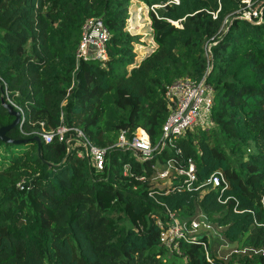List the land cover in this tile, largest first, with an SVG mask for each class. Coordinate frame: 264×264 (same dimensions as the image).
<instances>
[{"label":"trees","instance_id":"16d2710c","mask_svg":"<svg viewBox=\"0 0 264 264\" xmlns=\"http://www.w3.org/2000/svg\"><path fill=\"white\" fill-rule=\"evenodd\" d=\"M130 1L0 0V127L13 120L1 105L6 92L23 118L6 136L26 140L0 141V264H166L152 219L164 209L158 202L221 229V245L238 251L237 264H264V0H139L154 45L137 61L138 36L125 29ZM248 8L259 21L241 17ZM87 17H101L109 32L104 62L76 63ZM203 74L211 125L185 132L155 158L140 162L111 149L94 172L75 156L72 131L63 163L48 167L36 156L39 122L75 127L97 147L141 128L155 145L166 87ZM64 154V141H41L44 161L58 164ZM167 157L189 158L194 184L220 171L226 187L163 193L164 186L135 179ZM123 164L130 175H122ZM21 178L28 187L18 190ZM209 249L207 259L197 240L180 241L167 264H232L218 246Z\"/></svg>","mask_w":264,"mask_h":264},{"label":"built area","instance_id":"2783aa9c","mask_svg":"<svg viewBox=\"0 0 264 264\" xmlns=\"http://www.w3.org/2000/svg\"><path fill=\"white\" fill-rule=\"evenodd\" d=\"M248 6L247 0H243ZM241 17L244 19L253 18L259 21V11L257 9H249L242 12ZM109 39V32L105 27L101 17H87L80 27L79 41L75 50L76 63L79 60H95L104 62L107 58L106 43ZM207 51V46L205 47ZM6 103L19 113L20 121L22 111L14 105L4 92ZM164 98L167 102V115L161 124L160 136L151 145L150 141L141 128H136L131 134H127L125 130H120L115 141L108 147H97L91 144L75 127H66L63 124L55 128L46 129L42 122L38 123L39 129L33 134L38 136L42 142L48 143L54 138L57 141H65V135L74 132V153L77 158L86 157L89 160V166L94 172L102 171L107 160V153L111 149L119 151H128L130 155L137 161H145L155 158L166 147L171 145V141L184 135L187 131L194 129L205 130L210 123V108L212 105V89L205 81V74L201 78L179 77L174 79L165 89ZM68 138V137H67ZM70 148V145H69ZM178 150H175V154ZM156 160V159H155ZM181 164L178 159L170 157L164 158L163 161H155L151 166L150 175L135 176L138 181H145L154 186L158 185L164 188L163 193L202 190L208 187L223 190L226 182L220 171H213L203 181L196 182V175L193 162L187 158ZM122 175H130L129 165H122ZM15 187L22 190L28 187L25 179L21 178L16 182ZM152 196V191L148 192ZM157 202V201H156ZM160 203L164 209L161 215H152L153 223L158 229V242L169 252L179 254L178 243L180 241L190 242L197 240L204 251L205 258L209 259L211 250L209 249V241L201 240L198 233L200 227L209 228L210 223L205 221L200 213L190 217H181L175 211L170 210L163 203ZM208 238V237H207ZM227 246V244L220 245ZM209 246V247H208ZM234 250V249H233ZM236 251V250H234ZM219 252V249H218ZM242 253H257L259 250H242ZM216 264V263H213Z\"/></svg>","mask_w":264,"mask_h":264},{"label":"rangeland","instance_id":"374dc122","mask_svg":"<svg viewBox=\"0 0 264 264\" xmlns=\"http://www.w3.org/2000/svg\"><path fill=\"white\" fill-rule=\"evenodd\" d=\"M148 24L149 19L147 17V7L139 0H131L128 5V18L125 21V29L129 34L138 36L137 43L133 44V50L136 55L134 59L135 61H137L139 57H142L154 45L150 38V29ZM217 144L224 149H227L226 145L223 144L221 140ZM198 233L200 236L204 235L205 237H208L212 248H216L217 246L219 247L222 243V231L219 228L200 227ZM230 247L232 246L227 244V246L225 245L218 248L222 251L220 258L223 262H226L228 259V261H232V264H237L238 251H234ZM168 255L167 250H165V252L160 256L166 264L169 260H171V257ZM175 261L178 262L177 259H175Z\"/></svg>","mask_w":264,"mask_h":264},{"label":"water","instance_id":"95a60500","mask_svg":"<svg viewBox=\"0 0 264 264\" xmlns=\"http://www.w3.org/2000/svg\"><path fill=\"white\" fill-rule=\"evenodd\" d=\"M1 105L4 109H6V111L8 112V114L12 115L13 116V120L11 123H9L8 125H5V126H2L0 127V141L2 143H9V144H20V143H24L26 140L25 139H21V140H13V139H10L6 136V131L12 127H14L15 125L19 124L20 122V116H19V113L15 110H13V108L7 104V103H4L3 101H1ZM33 140L35 141V144H36V156L37 158H39L42 163H45L48 167H51V166H57L61 163L64 162V160L66 159L67 155L69 154L70 152V148H69V142H70V138L68 137L64 143H65V154L63 155V157L61 158L60 162L58 164H52V163H49V162H46L42 159V156H41V139L38 137V136H34L33 137Z\"/></svg>","mask_w":264,"mask_h":264}]
</instances>
